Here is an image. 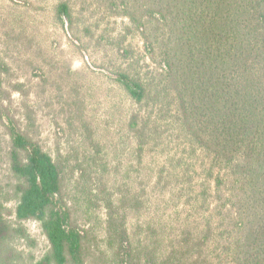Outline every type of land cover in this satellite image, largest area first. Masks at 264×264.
Instances as JSON below:
<instances>
[{
	"label": "trees",
	"instance_id": "16d2710c",
	"mask_svg": "<svg viewBox=\"0 0 264 264\" xmlns=\"http://www.w3.org/2000/svg\"><path fill=\"white\" fill-rule=\"evenodd\" d=\"M97 1L127 21L121 41L137 35L154 66L143 73L133 51L122 48L115 81L137 107L128 129L138 152L157 123L174 126L190 154L204 159L195 201L206 213L199 230L185 228L161 253L154 228H146V239L129 234L128 211L141 202L119 186L118 208L107 219L109 257L100 262L264 264V0ZM54 14L71 28L69 1L60 0ZM10 138L17 206L11 223L0 203V264H86L87 233L63 198L67 165L18 129ZM29 220L39 222L49 244L36 261L16 247L30 239L23 225Z\"/></svg>",
	"mask_w": 264,
	"mask_h": 264
},
{
	"label": "rangeland",
	"instance_id": "374dc122",
	"mask_svg": "<svg viewBox=\"0 0 264 264\" xmlns=\"http://www.w3.org/2000/svg\"><path fill=\"white\" fill-rule=\"evenodd\" d=\"M69 1L71 28L55 19L60 0H0V203L15 222L17 181L10 170V130L37 142L66 165L63 198L72 221L86 232V264L109 257L107 219L118 208V187L137 195L139 209L129 210L131 237L147 238L165 253L185 229L199 230L206 213L195 201L200 191L201 153L190 148L168 122L138 152L128 129L137 107L115 81L122 48L133 51L143 73L154 66L137 35L122 42L124 19L97 0ZM143 113V111H142ZM94 160V163H86ZM82 164L85 172L78 165ZM214 203L210 201V212ZM29 240L18 250L35 261L49 250L39 222L23 223ZM82 232V233H83ZM173 242V243H172ZM24 264H32L29 260Z\"/></svg>",
	"mask_w": 264,
	"mask_h": 264
}]
</instances>
